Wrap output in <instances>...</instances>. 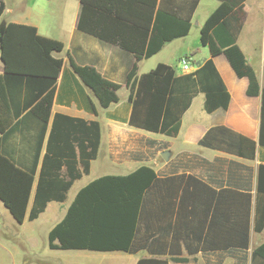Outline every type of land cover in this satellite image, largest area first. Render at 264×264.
<instances>
[{
	"label": "crops",
	"instance_id": "0c3cea01",
	"mask_svg": "<svg viewBox=\"0 0 264 264\" xmlns=\"http://www.w3.org/2000/svg\"><path fill=\"white\" fill-rule=\"evenodd\" d=\"M149 1L121 10L147 13L152 5ZM180 1L170 3L178 5ZM2 2L0 28L9 22L28 24L36 27L39 35L63 43V50L53 53L62 60V66L51 88L46 123L32 112L28 101L31 92L24 84L5 87L13 120L0 133L1 148L17 166L26 170L34 167L27 213L19 225L38 219L45 211L52 212L58 223L82 187L98 177L127 175L145 165L155 171L156 180L143 196L134 250H60L62 253L56 255L59 264H135L141 258L166 259L167 264H252L253 250L264 242V205L256 192L258 167L264 164V146L258 142L262 96L261 92L247 94V78L235 73L224 54L212 56L200 42V28L220 0H199L188 33L141 58L134 50L79 29L80 0ZM162 5L163 0H157L154 11ZM242 8L244 18L236 43L257 72L261 89L264 0H244ZM94 10L95 15H110L104 8ZM105 20L94 23V27L106 33L118 31L134 49L148 42L144 21ZM191 34L194 43L190 45ZM174 57H187L191 70L184 71L181 63L176 65ZM208 59L228 93L226 108L207 110L206 95L196 83L193 73ZM71 61L93 67L118 84V100L102 107ZM158 63L171 66L174 74L165 94L163 129L155 131L131 122L130 95L136 90L138 78ZM3 68L0 57V76ZM133 69L135 74L127 83ZM176 119L180 122L178 132L167 134L165 130ZM214 126H224L252 141L253 150L246 153L254 156L200 144ZM40 206L43 209L31 219L32 210ZM61 207L63 212L58 213ZM1 236L8 234L1 231ZM36 261L51 264L45 259Z\"/></svg>",
	"mask_w": 264,
	"mask_h": 264
},
{
	"label": "trees",
	"instance_id": "16d2710c",
	"mask_svg": "<svg viewBox=\"0 0 264 264\" xmlns=\"http://www.w3.org/2000/svg\"><path fill=\"white\" fill-rule=\"evenodd\" d=\"M80 1L82 7L78 28L99 38L116 42L128 50H134L137 58L149 57L158 52L165 42L186 35L191 26V16L199 2V0H181L178 5L175 2L171 5L170 0H163V5L154 11L157 0H150L152 5L150 4L151 8L147 13H127L121 9L134 4L146 5L147 0ZM243 1L220 0V4L200 28V42L208 47L212 56L224 54L235 73L247 78V94L255 95L261 92L258 142L264 146V83L260 89L257 72L247 62L236 43L244 18ZM3 8L4 4L0 0V15ZM94 8H104L110 15H95ZM104 19L114 23L124 20L133 23L144 21L148 31V42L140 49H134L118 31L106 33L94 27V23L97 24ZM62 50V42L39 35L36 27L32 25L9 22L4 26L0 38V57L4 66V74L0 76L2 79L0 133L9 127L13 120L5 87L14 85L24 84L29 89L31 94L28 101L32 105L31 110L43 124L46 123L52 102L51 88L62 66V60L55 58L53 53ZM71 63L83 82L94 92L102 107H107L118 100L116 95L118 84L105 79L93 67L78 66L72 61ZM134 74L135 69L128 74L127 83ZM173 74L174 70L171 66L158 63L155 68L138 78L136 90L134 93L131 91L130 95L133 101L132 123L155 131L163 129L161 122L165 113V94ZM193 74L197 85L206 95L207 110L219 106L226 108L228 93L212 60H206ZM179 125V119H176L165 132L169 135L176 134ZM199 142L237 155L250 158L254 156L252 152L246 153L248 149L253 150V142L224 126L211 127ZM33 180L34 167L26 170L17 166L3 152L0 144V200L17 223H22L26 216ZM155 180V171L145 165L127 175H105L94 179L77 192L64 217L50 230L49 248L133 251L143 196ZM256 192L257 195H261L264 205V164L262 163L258 167ZM42 209L43 206L34 208L30 218H35ZM262 220H264V207ZM135 264H167V260L141 258ZM252 264H264V242L253 250Z\"/></svg>",
	"mask_w": 264,
	"mask_h": 264
},
{
	"label": "rangeland",
	"instance_id": "374dc122",
	"mask_svg": "<svg viewBox=\"0 0 264 264\" xmlns=\"http://www.w3.org/2000/svg\"><path fill=\"white\" fill-rule=\"evenodd\" d=\"M203 7L201 6V9ZM188 42L190 45L194 43L192 34ZM181 58L174 57L173 62L180 65ZM63 209L64 207H61L58 213L63 212ZM55 218L52 212L45 211L38 219L27 220L23 225H19V223L12 222L9 210L0 200V264H37L38 259L48 260L51 264H59L61 260L56 255L62 253L60 251L62 249L57 251L48 246V234L57 222ZM1 231L7 233L8 237L1 236ZM75 251L73 250L72 253ZM28 260V263H24Z\"/></svg>",
	"mask_w": 264,
	"mask_h": 264
},
{
	"label": "built area",
	"instance_id": "2783aa9c",
	"mask_svg": "<svg viewBox=\"0 0 264 264\" xmlns=\"http://www.w3.org/2000/svg\"><path fill=\"white\" fill-rule=\"evenodd\" d=\"M180 62H181V65H182V69L184 71H190L191 70V64H190V62H189L187 57H182L180 59Z\"/></svg>",
	"mask_w": 264,
	"mask_h": 264
},
{
	"label": "water",
	"instance_id": "95a60500",
	"mask_svg": "<svg viewBox=\"0 0 264 264\" xmlns=\"http://www.w3.org/2000/svg\"><path fill=\"white\" fill-rule=\"evenodd\" d=\"M3 29L4 28H0V38H1V34L3 33Z\"/></svg>",
	"mask_w": 264,
	"mask_h": 264
}]
</instances>
